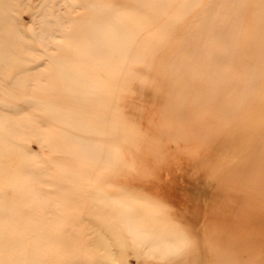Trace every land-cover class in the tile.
Wrapping results in <instances>:
<instances>
[{
  "label": "rangeland",
  "instance_id": "374dc122",
  "mask_svg": "<svg viewBox=\"0 0 264 264\" xmlns=\"http://www.w3.org/2000/svg\"><path fill=\"white\" fill-rule=\"evenodd\" d=\"M214 1L194 0L184 12L190 0H174L165 14H178L180 21L172 25L167 47L153 29L148 37L133 36L129 17L122 15L119 28L126 40L149 48H140L139 53L131 44L127 56L110 55L111 73L95 67L84 51L86 18L94 6L105 3L102 9L119 16V10L115 11L119 2L64 0L47 9L42 0H31L19 6L15 16L25 40L33 45L34 57L25 59L29 70L21 69L17 83L15 77L7 76L2 91L16 96V107L6 114L23 145L18 155L27 157L45 179L39 203L26 196L18 199L26 217L21 220L34 223L40 218L46 235L105 232L112 237L121 231L119 224L127 214L142 229L150 228L154 216L185 234L180 249L166 258L145 254L128 232L120 261L114 264H264V70L242 105L236 107L230 98L235 95L238 101L248 73L264 65V57L258 56L264 37L258 40L255 27L259 0H244L235 23L229 17V31L236 28L239 33L226 41L230 48L235 44L237 53L225 60L231 73L221 98L225 116L218 103L209 107L198 100L177 108L170 100L176 85L173 79L181 75L171 76L166 67L181 65L189 56L193 46L187 35L192 31L203 35L204 19L217 15ZM56 60L69 62L68 68L96 85L82 91V104L69 105L95 125L98 112L106 113L102 128L93 132L110 134L111 146L98 161L59 149L50 139L54 125L35 96H43V101L63 98ZM182 71L180 67L177 72ZM208 86L192 77L186 91L205 95ZM62 139L59 136L56 143H63ZM73 170L76 180L71 178ZM120 209L129 212L121 215Z\"/></svg>",
  "mask_w": 264,
  "mask_h": 264
},
{
  "label": "bare ground",
  "instance_id": "6f19581e",
  "mask_svg": "<svg viewBox=\"0 0 264 264\" xmlns=\"http://www.w3.org/2000/svg\"><path fill=\"white\" fill-rule=\"evenodd\" d=\"M29 1L31 0H0V90L2 92L0 98L2 110L0 111V264H114L120 261L124 234L128 232L132 234L138 246L145 248V254H159L161 258L173 255L175 250L180 249L179 244L184 242L185 234L176 231L167 222L157 220L154 216L151 217L153 223L150 228L142 229L127 214L119 224V227L122 228L121 231L114 232L112 237H109L105 232H96L91 235L67 232L66 235L62 231L59 234L46 235V232L42 230L43 223L40 218L34 223L21 220L26 217L22 215L18 199L26 196L30 201L39 203L43 196L40 187L44 184L45 179L38 176L27 157L18 155V152L24 150L23 145L15 137V129L6 114L7 109L16 107V96L7 95L8 91L4 92L2 89L6 88L7 76L15 77L14 80L17 83V75L21 69L24 68L22 71L25 72L29 70L24 62L25 59L34 57L31 50L33 45L25 40V35L15 16L19 6ZM116 1L119 3L116 4L115 11L119 10L121 13L119 16L113 11L108 12L107 8L102 9L107 3L103 6L100 4L99 7L94 6L98 7V10L92 8L91 14H87L88 17L86 15L88 29L83 45L84 51L94 61V66L106 73L112 72L111 63L108 60L110 55L126 53L127 56V49L131 44L136 46L139 53L143 52L141 49L148 47V45L139 46L133 40H126L125 34L122 33L123 30L119 28L122 25V15L129 17V21L133 25V36L137 33H144V36L148 37L153 29L155 37L162 40L165 47H167L166 40L169 38L170 32H173L172 25L180 21L178 14H165L174 0ZM62 2L64 0H42L47 9H50L53 4L59 6ZM244 2V0H233L232 2L215 0L213 4L215 10L218 7L217 15L215 17L207 16L204 19V27L200 30L203 35L197 34V31H192L187 35L190 39L188 42L193 46L192 51L187 52L189 56L182 60L181 65L178 62H176V66L169 64L170 66H167L165 70L166 73L168 70L171 71V76L181 75L180 80L173 79L176 85L171 88L172 105L183 108V106L193 105L200 100V102H207L209 107L218 103L219 112L221 111V114L224 112V109L221 110V104H223L221 98L231 74L230 69L225 66V60L237 53L235 44L232 49L226 44V41L230 39L229 37L231 40L236 39L239 33L236 28L229 31V29L231 30L228 24L230 23L229 17L231 16L232 23H235L236 13L242 12ZM193 3L194 0H190L184 7V12L189 11ZM258 6L257 21L255 22L256 35L258 40H263L264 0H259ZM100 7L101 9H99ZM167 49L170 50V47ZM263 51L264 46L258 54L261 59L264 57ZM54 64L60 67L58 77L65 91L63 98L56 101H43L45 99L43 96L41 98L34 95L37 97L39 106H42L41 109L49 115L47 120L54 125V128L51 129L50 139L55 146H59V149L88 159L90 162L98 161L109 154L108 147L111 146V141L108 138L110 134L106 131L100 135L93 132L94 129L102 128L100 124L104 123L106 118L108 119L106 113L98 112V121L95 125L89 117L69 105V102L82 104L80 96L82 91L96 85L84 79L83 73L68 68L66 65L69 62L56 60ZM180 67L183 71L178 73ZM263 70L264 65L258 70L251 69L247 76L246 86L242 89L241 95L237 97L238 101L235 95L230 97L235 106L242 105L249 97L257 76ZM192 77L200 78L205 85H209V90L205 95L197 96L187 93L186 87L190 85ZM169 82L172 81L169 80ZM235 86L232 83V92L235 91ZM99 104L102 103L99 101ZM104 106L106 107V104ZM212 109L215 110V107ZM223 115L225 116L224 113ZM106 127L107 125H104L103 128ZM59 136L63 138L61 144L56 143ZM71 173L73 174L71 178L77 176L75 170ZM84 175H86V171H83ZM83 176L81 175L82 178ZM81 177L79 178L82 179ZM6 205H8V210H5ZM127 212H129L128 209H120L121 215H125ZM108 228L110 227L108 226Z\"/></svg>",
  "mask_w": 264,
  "mask_h": 264
}]
</instances>
